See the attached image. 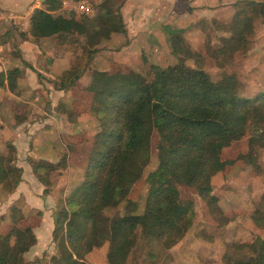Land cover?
Returning <instances> with one entry per match:
<instances>
[{
    "label": "trees",
    "instance_id": "16d2710c",
    "mask_svg": "<svg viewBox=\"0 0 264 264\" xmlns=\"http://www.w3.org/2000/svg\"><path fill=\"white\" fill-rule=\"evenodd\" d=\"M87 1L93 5V12L77 16L62 10L63 0H42L41 7L29 17L28 32L34 38L56 36L66 40L69 35H83L91 52L111 33L126 32L122 16L105 0L100 4ZM242 4L230 23V35L221 37L222 44L214 52L218 64L246 46L251 17L264 16V0ZM168 39L171 53L179 58L174 65H152L146 74L122 66L112 71L88 70L89 79L83 88L90 94L89 109L99 129L92 136L80 184L53 213L52 239L57 253L51 261L88 264L85 256L94 246L107 242L106 264H127L141 238L168 249L183 238L195 217L194 202L184 198L178 186L194 188L205 201L209 215L223 225L230 217L219 206V196L212 192L214 175L239 161L264 173L256 147L264 146V91L251 98L238 96L234 72L223 73L213 81L201 68L185 64L184 59L193 52L181 30L171 31ZM83 71L76 66L63 71L60 89L74 84ZM20 72L19 68L1 71L0 87L17 94ZM78 115V111H72L67 120L75 121ZM15 117L16 122L22 121ZM153 133L158 136L157 166L145 178L149 190L144 208L138 214L110 219L109 235L101 238L97 223L101 211L122 202L134 205L127 195L150 161ZM245 137V150L232 157L223 156L225 149ZM27 162L46 194L66 165V155L56 162L31 158ZM21 173L15 146L6 141V151L0 153L1 188L12 192ZM7 216V224L0 217V264H34L36 260L29 262L23 257L37 242L33 227L20 226L25 215L19 204H11ZM251 217L255 226L263 228L262 209L256 208ZM237 246L246 249V255L239 259L226 256L227 264H264L263 236L255 233L247 244Z\"/></svg>",
    "mask_w": 264,
    "mask_h": 264
},
{
    "label": "rangeland",
    "instance_id": "374dc122",
    "mask_svg": "<svg viewBox=\"0 0 264 264\" xmlns=\"http://www.w3.org/2000/svg\"><path fill=\"white\" fill-rule=\"evenodd\" d=\"M103 1L94 0L93 4H100ZM148 1L152 0H144L140 4H146ZM195 1L162 0L163 8L156 10L157 14L153 19V24L161 25L164 21L165 23L154 27V32L133 38L132 42L127 37V31L113 32L109 38L101 39L95 50L91 52L88 51L85 44V36L69 35L67 41H70L68 44L71 55L74 57L73 62L81 63L82 65L79 67L85 71L81 78L86 83L89 69L112 71L122 64L124 68L133 69L141 74L148 73L152 65L160 68L174 65L179 61V58L171 53L168 37L171 31L183 28V36L193 52L191 57L184 59L185 64L201 68L213 81L219 80L223 73L234 72L237 76L236 94L238 96L251 98L264 91V16L251 17L250 30L246 34V46L239 53L230 54L224 64H218L220 62L213 56L214 52L222 44L221 37L230 35V23L235 13L243 7L242 2L247 0H201L203 4L200 5H196ZM105 2L115 10V13L122 16L124 24L131 22L132 13L135 14L132 9L136 6L133 5V2H129L128 6V1L125 2V0H105ZM170 8V16L164 20V11ZM146 9L149 8L146 7ZM62 10L67 11L63 8ZM70 12L77 16L84 15L79 12ZM150 12L141 11L140 13L148 15ZM250 13L247 11V15ZM177 17L180 20L176 22ZM154 38H156V43L153 42ZM47 39L51 42L53 38L50 36ZM84 62L87 63V66L83 65ZM89 64L91 67H88ZM58 81H60L59 84L63 82L61 78ZM65 82L67 81L65 80ZM65 91L66 96L61 99L56 112L63 120L67 121V130L75 134L76 141H72L63 133H59L58 136V133L56 135L52 131H40L34 136L33 148L36 149L43 142L45 151L60 154L64 147L67 152H72L74 164L71 171L72 180L69 182L68 193L70 194L82 180L92 136L99 128L97 119L89 109L90 94L83 88V82L77 79L74 84L65 87ZM1 105L3 106L2 102H0V111L3 109ZM28 109L36 111L33 104H29ZM72 111L79 112L80 117L76 121L78 124L67 120ZM14 116V114L4 118L0 116V141L5 139L2 136L10 132L12 127L10 119ZM1 120H4V123ZM3 124L4 126L1 127ZM39 130L41 129L39 128ZM157 142L158 136L153 133L150 161L143 168L141 176L127 195V199L134 202V205L127 206L122 202L117 207L104 208L99 214L97 223L101 230V238L109 235V221L113 217L142 212L149 190L145 178L157 166ZM246 144L245 137L225 149L223 156H234L237 152L245 150ZM0 146L3 147V143L0 142ZM43 147H39L41 151H43ZM256 147L263 165L264 146L260 144ZM212 184L214 186L212 192L219 196V206L230 217L227 223L219 225L209 215L205 201L194 188L178 186L181 195L184 198H190L195 205V217L191 227L181 240L168 249H164L159 242L154 240L139 239L132 248L127 264H227L224 259L226 256L231 259L244 258L246 249L237 245L247 244L255 233L264 238V226L263 228L255 226L251 217L256 208L262 209L264 215V173L263 171L258 173L250 165L239 161L226 167L224 171L216 173L212 178ZM6 193L9 192L4 191L0 186V201L1 194L5 195ZM4 222L7 224L6 221ZM26 224H28V220L23 221L20 226ZM5 226L7 225H3V228ZM106 251L107 242L96 245L84 259L88 264H106ZM35 260L34 264H61L59 261H51L49 253H45V256Z\"/></svg>",
    "mask_w": 264,
    "mask_h": 264
},
{
    "label": "crops",
    "instance_id": "0c3cea01",
    "mask_svg": "<svg viewBox=\"0 0 264 264\" xmlns=\"http://www.w3.org/2000/svg\"><path fill=\"white\" fill-rule=\"evenodd\" d=\"M143 1L125 0L128 3L127 6L129 2L136 5L132 9L135 14L132 13L131 22H125L127 37L131 42L133 38L154 32V27L165 23L164 21L161 25L153 24V19L156 18L157 14L156 10L163 8L162 0H152L146 4H140ZM41 2L42 0H0V9L11 11L29 20L33 10L41 7ZM195 2L196 5L203 4L201 0ZM141 11L151 12L148 15H142ZM164 12V20H166L170 16L171 8ZM148 20L150 21L148 22ZM179 20V18L176 19V22ZM28 30L29 22L24 28L11 22H0V72L13 68H19L21 71L17 79V94L6 87H0V102L3 103L0 116L4 118L14 114L22 120L16 122L15 116L10 119L12 124L10 132L2 136L5 139L0 141L3 143V147L0 146V153H5L6 141L12 142L16 149V165L22 169L21 180L16 188L5 195L1 194L0 217L3 216L4 221L8 222L9 206L13 203L20 205L25 215L23 221L28 220L26 225L33 227L37 239L35 245L24 253L25 260L31 262L36 258H42L45 253H49L50 256L56 254L55 243L52 239L53 213L64 203L65 197L69 194V182L72 180L71 171L74 164L72 152H67L64 147L60 154L45 151L43 142L34 149V136L40 131H52L53 134L55 132L59 136V133H63L72 141H76L75 134L67 130V121L63 120L60 114L56 112L61 99L66 96L65 88L60 89L58 85L60 81L58 80L63 71L71 66L79 67L82 64L73 62L74 57L71 55L66 38L51 36L53 39L49 42L47 37H32ZM181 31L183 35V28ZM153 42H157L156 38L153 39ZM86 62L83 63L84 66H87ZM120 66L124 67L123 64ZM81 77L82 74L79 79L84 86L88 82L89 75L85 80L86 83ZM29 104H33L36 111H29ZM78 117L80 115L77 116L74 124H78L76 123ZM1 122L4 123V120ZM3 126L4 124L1 127ZM39 147H43V151ZM62 154H66V165L61 169V174L57 181L51 185L49 192L44 194L45 187L33 174L27 158L56 162Z\"/></svg>",
    "mask_w": 264,
    "mask_h": 264
},
{
    "label": "built area",
    "instance_id": "2783aa9c",
    "mask_svg": "<svg viewBox=\"0 0 264 264\" xmlns=\"http://www.w3.org/2000/svg\"><path fill=\"white\" fill-rule=\"evenodd\" d=\"M62 8L67 11L79 12L81 14H91L93 12L92 5L87 0H63ZM7 21L12 24L24 28L28 25L29 20L17 15L11 11L0 9V22Z\"/></svg>",
    "mask_w": 264,
    "mask_h": 264
}]
</instances>
